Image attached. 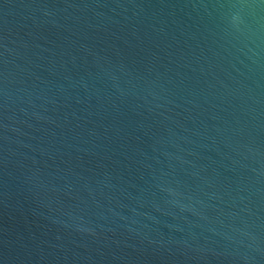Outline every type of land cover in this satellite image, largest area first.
<instances>
[{
	"label": "water",
	"instance_id": "water-1",
	"mask_svg": "<svg viewBox=\"0 0 264 264\" xmlns=\"http://www.w3.org/2000/svg\"><path fill=\"white\" fill-rule=\"evenodd\" d=\"M0 264H264V0H0Z\"/></svg>",
	"mask_w": 264,
	"mask_h": 264
}]
</instances>
